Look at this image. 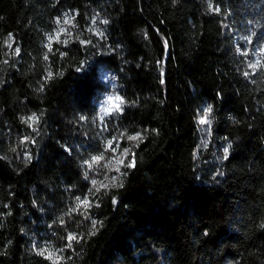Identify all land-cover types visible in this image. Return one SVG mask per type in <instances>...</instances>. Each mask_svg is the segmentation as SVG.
I'll return each instance as SVG.
<instances>
[{
	"label": "trees",
	"instance_id": "16d2710c",
	"mask_svg": "<svg viewBox=\"0 0 264 264\" xmlns=\"http://www.w3.org/2000/svg\"><path fill=\"white\" fill-rule=\"evenodd\" d=\"M102 74L124 101L103 133ZM113 137L135 166L89 193L83 161ZM86 195L95 235L68 214ZM68 232L60 264H264V0H0V264H52L33 241Z\"/></svg>",
	"mask_w": 264,
	"mask_h": 264
},
{
	"label": "snow or ice",
	"instance_id": "6c2138e0",
	"mask_svg": "<svg viewBox=\"0 0 264 264\" xmlns=\"http://www.w3.org/2000/svg\"><path fill=\"white\" fill-rule=\"evenodd\" d=\"M211 2H212V0H209L210 10H211ZM215 11L219 12L220 9L216 8ZM74 19H75V16L69 17V14L65 13L62 23H61V20L59 18L55 21V23L57 25H59V27L54 34H50L48 36L49 43L47 45H45V47H47V49H48V52L53 51L52 41H55L56 43H62L64 45H67L69 43L68 40H61L60 36L62 34H66L68 36H71V33L65 27H63V25H71V26L75 27V25L72 23V21ZM92 22L93 23L96 22L95 18H93ZM101 22L105 23V24L107 23L106 20L101 21ZM89 31H92V29H89ZM96 31L99 35H103V32H100L98 29ZM81 43L82 44L83 43H90V41H81ZM8 47H12V45L8 44ZM56 51H59V49H56ZM15 54L16 55L20 54V48L17 47L15 49ZM60 55L64 56V55H66V53L61 52ZM245 55H247V53H245ZM44 59L45 60L48 59L47 53L44 55ZM249 67L255 68L256 65L252 64V65H249ZM52 75H53V73L51 71H49L47 74V78H51ZM244 75L247 77L249 75V73L245 72ZM42 90L43 89H41V91ZM114 101H118L119 103H114ZM108 103H109L110 107L105 108L103 110L105 115H111L113 111H116V112L122 111V108L120 107V105L124 103L122 97H119V96L110 97ZM212 111H213L212 105H208L202 110V114L199 117V123L201 125H205V124L210 125L211 121H210L209 117H210ZM38 119L39 118L36 115V113H33L31 116H28L26 118H22L23 122L28 124L29 127H32L33 124L38 122ZM81 119H86V118L81 117ZM100 119L103 120V116H101ZM125 135L127 136V140H129V141H138L139 142V141L143 140V136H142L141 132H136L135 134H126V133L122 132L120 134L121 137H123ZM117 139H118L117 137H113L112 140H108L106 142L105 151L110 150L112 153L115 154L120 147L119 143H115V147H113V144H114V142L117 141ZM27 140H28V137H24L21 142L23 143ZM135 146L138 147L139 144L137 143ZM229 147H230V145H229ZM130 151L131 150L129 148H124L121 151L120 155L123 157V159H119L117 161V163L119 165L127 167V168H132L135 166L136 161H135V153L134 152L132 153V159L126 165L124 164V160L127 159ZM223 151H224V158L227 159L228 158V148L227 147L224 148ZM116 159L117 158L115 157V155H113V157L109 158L105 163L101 164L102 161H105V155L103 152H101L99 155H93L90 157L89 160L83 161V164L87 166L88 170H92L94 166H98V167L106 168L109 171H115L119 175H124L125 173L121 172L120 167H115V168L112 167V163ZM119 175L118 176H112L111 179H109V177L107 175H105L104 179L106 181H108V183H103V182L98 181L96 179H92L91 180L92 188L89 189V193H92L93 189H95V192L98 193L101 191L102 188L108 189L110 185L112 187H122L123 186L122 183L119 182ZM85 179H88L87 171L85 172ZM113 203H116L115 198H113ZM95 206L98 207L99 204H96ZM91 207H93V202H92V200H90L89 196L86 195L83 198H81L80 196H77V197H75V204L72 208L69 209L68 214L79 213L80 215L84 216L85 219H88L90 221V224H91V229L89 231V234L95 235L94 229H96L98 221L95 219H92L90 217V215L88 214ZM60 222H61V224H64V221L62 218H61ZM64 239L66 240L65 248L64 249H57L56 251L59 253H62L67 249H72L73 242L79 243L81 240L84 239V237L81 234L68 232L67 235L64 237ZM38 254L43 256L45 259L52 261V264H60V262L65 259L62 255H59L54 260L53 259L54 253L52 251H49L48 248L38 249ZM69 259H70V257H69Z\"/></svg>",
	"mask_w": 264,
	"mask_h": 264
},
{
	"label": "rangeland",
	"instance_id": "374dc122",
	"mask_svg": "<svg viewBox=\"0 0 264 264\" xmlns=\"http://www.w3.org/2000/svg\"><path fill=\"white\" fill-rule=\"evenodd\" d=\"M63 22V18L61 20V23ZM59 25L56 26L55 32L58 29ZM63 27H65L70 33L71 36L74 34L73 29L71 28V25H63ZM91 29H92V33L94 35H96L97 37H100V35L97 33V29L100 31V22L96 21L95 23L91 24ZM54 32V33H55ZM71 36H68L66 34H62L60 36L61 40H69L71 38ZM55 42V41H52ZM14 41L12 40V38L9 39L8 44L13 45ZM11 48V47H8ZM253 63L256 62V60H253ZM101 79L103 80V82H105V84L109 87V91H107L104 95H102L101 99L98 101L97 103V109H96V116L94 117V121L95 123L99 126V129L101 130V132L103 133L104 129H103V124L106 120H108L110 117L116 115L118 112L113 111L111 115H105L104 114V109L105 108H109L110 105L108 103L109 98L110 97H116L119 96L116 92V90L113 88L112 84L108 82V75L106 74H102L101 75ZM120 97V96H119ZM114 103H119L118 101H114ZM122 106V104L120 105V107ZM203 110V109H202ZM202 114V112L200 113V115ZM199 115V117H200ZM103 116V120L100 119V117ZM198 123H199V118H198ZM200 124V123H199ZM201 125V124H200ZM132 142H137V141H132ZM115 143H119V141L114 142L113 147H115ZM120 145V143H119ZM105 147H106V143L104 142V144L101 146V152L104 153L105 155V161H102L101 164L105 163L109 158L113 157V155H115V157L117 158L116 160L113 161L112 163V167H120V169L123 167L121 165H119L117 163V161L119 159H123V157L120 155L121 151L123 149H119L117 150V152L114 154L112 153L110 150L109 151H105ZM128 148V147H126ZM99 153V154H100ZM130 153V152H129ZM129 155V154H128ZM128 158V157H127ZM126 160V159H125ZM125 160H124V164H125ZM87 168V167H86ZM88 169V168H87ZM90 172V184H91V180L92 179H96L98 181H101L103 183H108V181H106L104 179L105 175H107L109 177V179H111L112 176H118L119 174L116 173L115 171H109L106 168L103 167H98V166H94L92 170H88ZM92 186V185H91ZM99 186V185H98ZM111 187V185L109 186ZM103 189V188H102ZM95 190V189H94ZM90 198V197H89ZM33 250L38 254V249H42V248H48L49 251H52L54 253L53 255V259L55 260L57 256L62 255V253L57 252V249H60V247L58 246V244L54 241V235H51V237H49L48 239L45 240H41V239H37L35 238L33 241ZM52 262V261H51Z\"/></svg>",
	"mask_w": 264,
	"mask_h": 264
}]
</instances>
